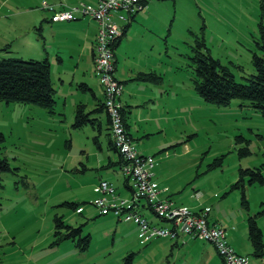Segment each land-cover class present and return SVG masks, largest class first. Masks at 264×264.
<instances>
[{"label": "rangeland", "instance_id": "374dc122", "mask_svg": "<svg viewBox=\"0 0 264 264\" xmlns=\"http://www.w3.org/2000/svg\"><path fill=\"white\" fill-rule=\"evenodd\" d=\"M43 1L56 6L91 3L0 0V39L8 36L5 40L9 43L6 46L0 42V57L43 58V47L47 48L56 99L55 111L50 112L33 102L0 99V157L9 166L0 173V264L128 263L125 257L132 250L121 248L126 242L120 237L121 227L128 231L126 243L130 241L134 247L132 264H180L183 251L162 254L139 250L144 243L134 239L132 229H128L132 223L117 227L119 222L111 213H99L92 203L98 195L93 186L100 176L109 175L121 195L128 196L129 191L124 187L119 164L102 165L108 155L115 159L108 147L105 123L100 133L96 123L72 125L73 96L76 102L93 100L78 81H73L71 91H67V85L57 87V71L63 67L68 71L85 69L89 62L81 56L75 64L76 53L81 50L76 45L74 58L67 52L63 63H57L59 54L54 50L53 36H46L43 28L36 29L40 22L42 27L46 23L42 21L44 15L51 14L44 9ZM6 5H13L15 13ZM10 24L15 26L13 32ZM261 27L264 29V0H147L116 47L119 69L130 67L133 59L143 66L151 64V70L145 72L163 77L161 104L169 109V123L165 130L145 138L143 142L150 144L142 153L152 159L148 168L159 195L165 189L169 194L165 197L189 206L190 200L203 201L222 224L235 226L236 229H226L227 237L238 240L239 253L250 257L254 264H264V245L262 253L254 254L247 216L255 215L264 243V116L240 97L231 98L227 104L206 101L194 86L193 55L201 45L200 50L218 58L237 81L247 82L248 74L254 70L252 55L260 52ZM60 41L57 38L56 45ZM89 68L100 87L93 65ZM123 121L126 126L124 117ZM247 167L260 171L263 180L249 172L240 173V168ZM156 180L164 185L160 187ZM235 181L238 185L232 186ZM242 191L247 206L242 202ZM65 201L79 202L82 210L76 211ZM143 212L162 223L150 210ZM55 215H60L66 224L79 225L80 235L89 233V246L80 250L70 238L52 243ZM199 239L212 246V242ZM191 251L185 255V262L203 264L201 254ZM215 257L222 264L217 251ZM207 264L214 262L210 259Z\"/></svg>", "mask_w": 264, "mask_h": 264}, {"label": "built area", "instance_id": "2783aa9c", "mask_svg": "<svg viewBox=\"0 0 264 264\" xmlns=\"http://www.w3.org/2000/svg\"><path fill=\"white\" fill-rule=\"evenodd\" d=\"M146 2L147 0H97L95 3L82 2L59 9H54L53 5L46 1L42 3L44 8L51 11V21L88 17L96 20L98 24L92 55L93 67L103 87L111 140L120 154V172L129 186L130 193L128 196H122L110 180L100 179L93 187L98 195L92 203L101 214L112 213L121 220L134 222L141 241L154 237L176 238L179 234L186 233L212 242L224 264H254L247 255L232 247L224 227L208 221L207 206L201 211H196L186 205L177 204L169 197L159 195V189L148 168L152 159L138 151L124 125L120 112L123 83L115 75L113 43L121 35L124 25L119 20L129 21L131 15L145 8ZM143 209L150 210L162 223L149 219ZM76 210H81V207Z\"/></svg>", "mask_w": 264, "mask_h": 264}, {"label": "crops", "instance_id": "0c3cea01", "mask_svg": "<svg viewBox=\"0 0 264 264\" xmlns=\"http://www.w3.org/2000/svg\"><path fill=\"white\" fill-rule=\"evenodd\" d=\"M58 1H61V0H52L49 2L54 3V2H58ZM65 1L76 2L78 0H65ZM87 1H89L91 3H95L97 0H87ZM54 6H56V4ZM59 6H60V4L58 3V6H56L57 9L63 7V3L60 7ZM65 6H67V5H64V7ZM6 7L13 14L15 13V9H14L13 5L12 6L6 5ZM43 20L46 23L44 24L43 27H42V22L39 23L40 30L43 28V32L46 36L50 35V34H51V36H53L51 38L54 39L55 43L53 41H51V42L54 43L53 44L54 50L56 52H58L57 54H59V56L57 55V57H58L57 63H61V64L63 63L64 56H66L67 52H71L70 57L74 58L72 56V53H73V50L75 52H77V50L74 48L76 45H78L79 49L81 48V50H78V52L76 53V56H75L76 63L75 64H78V59L81 56H83L84 60L86 59V61L89 62L88 66H87L88 68H89V66H91V64L93 65L92 55H93L94 40H95V35H96L97 25H98L96 20L90 19L88 17H80V18H77L74 20L51 21L49 19V15H44V17L42 18V21ZM9 27H11L9 29L10 32H13L15 26L10 24ZM46 36H45V38H47ZM7 37L8 36H5V35L3 37H1L0 42H5V44H9V43H7L8 41L6 42V40H5ZM57 38L61 39V41L59 42V45H56L57 44ZM120 39H119V41H120ZM119 41H117V43L115 44V47H114L115 75L123 83V90H122V93L120 95V100H121L123 107H124L125 123H126L127 129L129 131L130 135L132 136L134 141L137 142L136 147H137L138 151L140 153H144L145 150H148L149 144H150L147 141L143 142L145 140V138H148V136L154 132H159V131L165 130L168 126V123H169V121H168L169 109H168V107H166L165 104H161V101L163 100V94L165 92V91L164 92L161 91L162 87L164 86L163 77L161 76L157 80H145V79H141V78L137 77L139 72L151 70V67H150L151 64H145L143 66L140 63L136 64L133 61V59L131 60L132 64L130 67H126V68L122 67V69H119L118 53H117V48H116ZM60 44H65L66 46L60 47ZM43 48L46 51L45 57H47L50 60V56L48 53L49 51L47 50V48H45V47H43ZM57 63H56V67L58 69ZM134 63H135V65H133ZM87 67L85 69L82 68L81 70H79L78 68L77 69L72 68V69H70L72 72L66 70L64 67L61 68L62 70L58 69V71H57L58 77L56 78L57 79L56 84H58L57 87H60V88H63L67 85V87H68L67 91H71L73 89L72 83L74 80H75V82L78 81L79 83L84 82L85 84H82L81 89L82 90H88L90 93L91 99L93 100L92 103H87V102L81 101V103L85 104L84 105V111L89 112L88 117L90 118L89 120H91V121H87V122L91 123L93 126L96 123L97 127H98V133L101 132V128H102L101 125H102V122H104L106 125V128H107V133H109L108 115H107L105 109L104 108L101 110H95L94 109L97 106V103L100 101L102 102L103 98H104L102 84H101L100 80L98 79L100 87L97 86V82L92 77L90 68L87 69ZM68 72H71V76L67 78ZM88 72H90V74ZM50 76H51V73H50ZM92 78L94 80H92ZM79 80H81V81H79ZM159 82H160V84H159ZM76 93L77 92H75V94ZM77 103L78 102H76V99L73 96V99L71 102V106L73 108L72 115H71L72 118H74L75 106ZM64 104H67V96H64ZM73 122H74V119H73ZM73 122H72V125H73ZM138 139H140V140H138ZM108 147L113 150V152L115 154V159H113L111 157V155H108V161L106 162V164L102 163V165L111 166L112 164H116V163L119 164V155H118L117 151L109 143V134H108ZM107 176H109V175H107ZM107 176H100V179L110 180L109 177H107ZM124 179L125 178L123 177L124 187L130 193L129 186H128L126 180H124ZM156 181L158 182L159 185L160 184L164 185L162 183V181H158V180H156ZM125 182H126L127 186L125 185ZM161 185H160V187H161ZM93 191H94V189H93ZM119 192L120 191H118V193ZM119 194L121 195V193H119ZM160 194L162 196L163 195L164 196L169 195V194L165 193V189L162 190ZM122 196H127V195L125 194ZM189 202L191 203L192 206H189L187 204H184V205L188 206L192 210H198L202 206H208V205H205L203 203V201H201V200H199V201L190 200ZM210 211H211V208L209 207L208 216H207L208 221L210 223L220 224L222 227H224L226 237L228 235V233L226 232L227 228H230L232 230H233V228L236 229L235 226L231 225L230 223H226L228 225L226 227L224 224H222V221L220 219H218L214 215H211ZM108 214H110V213H108ZM113 217H114L115 221L117 220L119 222V224H118L119 226H117V227L125 226L124 223H132V225L129 226L128 229H132V234H133L134 239L138 238L139 243H144V244H142V248H139V250L146 249V250H150V251H153V250L154 251H160L162 254H163V252L168 254V253H172L174 251L177 253L183 251L184 253L182 254V261L180 264H188V261L185 262V255L187 254V252L190 253V252H192L191 250H194L193 252H195L196 254H201V256L203 257V261H202L203 264H207L208 260H210V259H211V261L213 260L214 264H221L218 261L217 257H215L216 249L211 242L210 243L212 244V246L210 244H207L203 240L200 241V239L198 240V238H194V237H192L186 233H181L176 238L154 237V238H150L146 241H141L140 237L138 235V228H137V225L135 223L130 222V221L121 220V219L117 218L115 215H113ZM117 227H116V229H117ZM243 227H245V226H243ZM243 227H240V230H242V233L245 234V229ZM127 236H128V231L123 230L121 227L120 237L123 239L126 238V242H127V240H129L127 238ZM232 239H233V241H232ZM227 240L232 245V247L237 252H239V250H238L239 244L237 243L238 240H236L234 238L229 239L228 237H227ZM126 242L122 243L121 248L124 249V251L132 250L131 252L135 253L133 251L134 247L130 245V241L128 243H126ZM123 260H124V256H123ZM221 262H222V264H224L222 259H221ZM120 263L121 264H132L133 263V256L128 263H125L124 261L120 262Z\"/></svg>", "mask_w": 264, "mask_h": 264}, {"label": "trees", "instance_id": "16d2710c", "mask_svg": "<svg viewBox=\"0 0 264 264\" xmlns=\"http://www.w3.org/2000/svg\"><path fill=\"white\" fill-rule=\"evenodd\" d=\"M51 4V3H50ZM53 8L57 9L54 7ZM43 7V6H42ZM46 9V8H44ZM48 10V9H46ZM50 11V10H48ZM51 13V11H50ZM137 13V12H136ZM135 13V14H136ZM135 14L131 15V19L127 21L122 27L121 35L118 36L113 43L115 44L122 35L125 34L127 27L131 23ZM50 17V15H49ZM91 19V18H90ZM40 29V25L37 26ZM262 41L258 43L260 52H254L252 55V64L254 70L248 74L247 82L237 81L229 70V68L222 64L218 58L213 57L210 53H205L199 48L195 49L193 59L194 65V86L199 94L209 102L218 104H227L231 98L240 97L247 99L248 103L260 110L264 116V29L261 27ZM204 45V42H201ZM9 44H6L8 46ZM137 77L145 80H157L161 76L152 71L139 72ZM79 84H85L80 82ZM55 88L53 86L50 76V62L47 57L43 58H22V57H0V99L6 101L15 100L20 102H33L43 106L49 112L55 111L56 99L54 97ZM122 103V102H121ZM84 103L78 102L75 106V115L73 125L78 127L85 124L90 118L89 112L84 111ZM105 109L104 98L103 101L98 102L95 110ZM122 114L124 117V107L122 104ZM106 111V110H105ZM107 113V112H106ZM108 115V114H107ZM109 123V117H108ZM110 129V125H108ZM109 143L117 151L114 146L109 130ZM245 149H247L245 147ZM243 152V150H241ZM118 153V151H117ZM119 165L121 163L120 154ZM8 163L5 158L0 157V173L8 169ZM241 172H249L256 176L260 181L263 180L260 171H254L252 168H240ZM240 179H243L242 175ZM125 180V179H124ZM249 181L252 178L249 177ZM125 185L127 186L126 182ZM238 181L232 183V186H237ZM242 202L247 206L244 191H242ZM73 208L80 207L77 201H65ZM80 211V210H79ZM78 211V212H79ZM55 228L53 232L52 243H59L61 240L70 238L78 249L84 250L89 246L90 234L80 235L81 227L66 224L60 215L54 216ZM248 238L253 246L254 254H260L263 251V235L260 227L257 224L255 215L249 214L247 216ZM78 237V238H76ZM133 256V252H129L125 261L129 262ZM250 258V257H249Z\"/></svg>", "mask_w": 264, "mask_h": 264}]
</instances>
